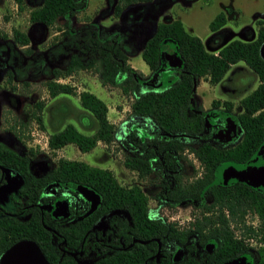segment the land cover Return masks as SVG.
I'll list each match as a JSON object with an SVG mask.
<instances>
[{"label":"trees","instance_id":"16d2710c","mask_svg":"<svg viewBox=\"0 0 264 264\" xmlns=\"http://www.w3.org/2000/svg\"><path fill=\"white\" fill-rule=\"evenodd\" d=\"M25 0H14L18 8H22ZM150 0H117L113 7V13L119 14L121 9L129 3ZM87 5V0H40L28 11V19L35 25L47 26L58 17L64 18L65 29L63 34H68V41L75 37L81 41H75L78 50L70 53L63 68L52 67L51 77L46 80V88L50 96L59 92H71L72 87L62 81L56 80L71 74L74 70L83 66L95 65L100 68L101 82L109 83L120 88L130 96L128 114L121 122L123 129V142L127 153L123 157V163L128 168L135 169L140 175L153 171L161 176L159 190L155 198L159 202L171 205L184 201L193 202L199 206L203 194L210 193L211 202L203 203L202 210H209V214L195 215L190 224L203 226L202 240L221 239L223 247L234 251H243L246 246L235 238L230 223L241 227V234L253 235L263 240V194L240 183L227 186L217 185L214 179L215 167L223 162H243L247 160L259 147L263 139L264 124V57L260 54V47L264 42V25L258 19L256 36L250 40L231 39L221 42L226 30L220 28L225 23V15L217 12L208 22V28L212 31L207 45L196 34L188 31L180 19L172 18L168 21H160L155 25L153 33L144 41L140 56L148 68L157 75L155 80L142 77L127 63V53L122 46L121 37L113 31L106 32L95 23H86L77 29H68L71 16ZM89 24V25H88ZM92 26V27H91ZM85 29L84 33H79ZM222 35H221V34ZM28 32L13 28L12 40L19 45L28 44L31 39ZM219 37V40H214ZM67 40V39H66ZM171 48L177 58L174 65H169L162 51ZM26 52L28 49H24ZM88 51L89 56L84 60L82 53ZM238 60H242L255 74L257 84L248 93L240 98L241 111L236 115L237 122L243 128L242 138L230 147L216 146L208 141H200L195 145L183 142L182 137H195L202 133L205 126V117L195 103L194 94L196 81L200 77H206L211 83L218 82L229 66ZM160 70L174 71V76L166 83L160 81ZM6 79L12 77L10 70L5 72ZM80 105L88 110L95 121V128L91 133H83L72 123H65L59 129L51 131L47 136V146L51 149L62 146L67 142L74 143L80 150L86 151L93 147L97 141L109 143L115 137V126L107 116L106 104L93 92L82 89L77 93ZM212 104L219 101L213 99ZM229 109L231 102L221 101ZM40 121V115H36ZM139 132L137 138L135 132ZM188 146L197 158L200 166V175L182 180L180 165L181 152ZM11 152V151H7ZM29 154H33L29 149ZM11 159L29 160L24 154L16 156L10 153ZM20 173L25 177V183L20 187L28 200H35L41 187L46 181L58 178L60 181L71 180L78 183H89L95 187L104 199L103 208L120 206V198L124 199L129 211V220H136L145 226H149L153 234L159 238L163 234L174 235V230L166 226L159 217L151 218L146 213L147 196L136 185L129 188L119 185L112 171L108 168L89 165L86 162L66 157H58L55 167L40 178L34 180L30 189L28 183L29 171L26 163H19ZM34 186V187H33ZM34 191V192H33ZM32 192V193H31ZM226 210V211H225ZM247 211L255 212L259 218L258 226L245 223L244 214ZM203 212V211H201ZM116 222V221H115ZM114 222V223H115ZM7 222H1L6 225ZM118 224V221L116 222ZM123 224L127 222L122 221ZM74 229H61L62 236L67 244H78L84 235L86 223ZM34 224L28 225L24 231L20 222L13 221L11 233L17 236L9 242L1 243L0 253L12 241L27 235L38 240V233ZM236 241V244L233 243ZM257 258L251 264H264V246L256 249ZM50 260V258H49ZM132 264V252H118L114 250L104 254L91 264ZM55 264H80L69 254L57 256ZM176 264H191L176 263Z\"/></svg>","mask_w":264,"mask_h":264},{"label":"rangeland","instance_id":"374dc122","mask_svg":"<svg viewBox=\"0 0 264 264\" xmlns=\"http://www.w3.org/2000/svg\"><path fill=\"white\" fill-rule=\"evenodd\" d=\"M116 2L117 0H87L86 7L75 12L69 19L68 29H77L94 22L106 32L113 31L116 36H121L122 46L128 50L127 63L144 78L152 76L154 71L142 60L140 51L144 41L160 21L178 18L188 31L196 34L204 43H207L206 39L212 33L208 22L219 11L226 14V22L220 27L228 31L224 42L234 38L253 39L258 26L256 20L260 19L264 25V0H156L147 7L136 2L123 8L121 15L113 13ZM35 4L25 0L22 8H15L12 0H0V141L10 137L30 160L56 163L58 157H66L82 160L89 165L109 167L121 183H139L148 195L149 206L153 207L152 197L157 189L156 174L151 172L139 177L135 170L123 164L127 149L123 142L121 122L128 114L131 97L115 85L103 84L101 70L96 64L80 67L67 76L59 77L60 81L72 87V91L50 96L45 84L51 77L50 69L63 68L70 53L78 50L74 45L75 41L78 44L81 41L77 37L72 42L68 41V34L62 33L66 28L63 17H58L47 26L33 25L28 19V11ZM127 10L132 12L128 13L131 16L128 22ZM134 19L139 20L140 24L133 25ZM13 28L30 32L28 44L19 45L12 40ZM84 31L82 29L79 33L82 35ZM260 54L264 57V42L260 47ZM81 55L85 60L89 53L86 50ZM6 70L12 73L9 81L6 79ZM173 72L160 70L158 78L166 83L173 78ZM231 84L233 87H230ZM256 84L255 74L242 60H238L229 66L216 83L209 82L206 77L198 78L194 99L203 109H210L213 99L219 102L228 100L231 102L229 111L234 115L242 109L240 98ZM82 89L93 92L106 104V116L116 127L114 139L109 143L97 141L86 151L80 150L72 142L55 149L49 148L44 144L43 136H48L65 123H72L83 133L94 130V118L78 101L77 93ZM36 115H40V121ZM186 141L191 145L197 143L192 139ZM29 149L33 154H29ZM180 165L184 179L189 180L201 172L198 160L189 149L184 150ZM259 172L254 168L251 175L256 176ZM233 173L235 172L229 174ZM166 212L180 225L186 226L195 214L198 215L196 209L186 205ZM245 220L253 225L258 223L256 215L251 212L246 214ZM235 231L236 234L239 233L238 229ZM250 246L252 254L256 255L255 244L252 242Z\"/></svg>","mask_w":264,"mask_h":264},{"label":"flooded vegetation","instance_id":"af4514ba","mask_svg":"<svg viewBox=\"0 0 264 264\" xmlns=\"http://www.w3.org/2000/svg\"><path fill=\"white\" fill-rule=\"evenodd\" d=\"M28 1L30 3L40 2V0ZM32 24L35 25L34 23ZM28 33L30 34V32ZM156 77V73L153 72L152 76L147 78L155 80ZM230 87H233L232 84ZM199 110L205 117V126L202 133L195 137L183 136V142L188 143L186 140L192 139L197 142L208 141L216 146L230 147L234 146L242 138L244 130L237 122L236 115L238 113L232 115L221 101L214 105L212 104L210 109L199 107ZM135 135L137 138L139 137L138 130ZM16 146L10 137L0 141V223L7 222L6 225H2L0 228V241L1 243H6L17 236L16 232L11 233L13 221L20 222L25 233L28 230V225L34 224L39 236L38 240L27 235L17 237L5 247L0 256L12 244L29 240L36 245L47 264H55L54 259L56 256L57 260H59L60 256L64 254H69L80 264H91L99 257L114 250L122 253L126 251L132 252V264H176L180 262L225 264L233 259H237L241 264L243 262L244 264H251L256 260L257 254H252L250 244L252 242L255 244V252L257 247L264 246V238L260 240L253 235L241 234V227L234 225L233 222L230 223V227L233 229L235 238H238L241 241L240 243L246 246L245 250L234 251L236 245L231 246L229 249L224 248L223 241L219 238L202 240L203 226H197L195 229L194 225L190 224L193 219L187 226L180 225L172 216L167 215L166 211L186 205L196 209L198 215L201 213L209 214L210 211L202 210L201 205L211 202L210 193L203 194L199 201V206H194L193 202L184 200L174 205L159 202L155 198V194L159 190V181L162 180L159 175H156L157 189L152 197L153 207L149 206L148 195L139 183L126 185L116 180L122 187L138 186L147 196L146 213L151 218L159 217L162 219L168 228L171 227L174 230V235L172 236H168L165 233L159 238L153 234L154 232L149 226L142 225L137 220L131 223L129 211L126 207L127 204H124L123 198H120V204L122 205L113 208H103L104 199L101 193L89 183H78L71 180L60 181L58 178L50 179L41 187L35 200H28L20 189L25 183V177L19 171V163H26V168L30 173L27 180L29 181L30 189L34 185V180L51 171L56 163H43L38 159L30 160V158L29 160L11 159V152H14L16 156L24 155ZM187 149H189L188 146L183 149L181 154L183 155L184 150ZM189 151L193 154L191 150ZM194 158L196 157L194 156ZM103 168L110 169L109 167ZM254 168L260 171L256 176L251 175L254 173ZM135 171L137 176L142 177L137 170ZM230 172L235 173L229 174ZM214 174L217 185L227 186L240 183L262 193L264 208V124L263 139L257 150L243 162L227 161L219 163L215 167ZM182 180L186 181L187 179L182 176ZM248 212L256 215L258 219L257 225L246 222L245 216ZM123 220L127 223L123 224ZM244 220L247 224H251L254 227L259 224L257 214L252 211H247L244 214ZM115 221H118V224ZM82 222L87 224L82 240L75 245L67 244L60 230L67 229L69 231V229L76 228L79 223L78 227L80 228ZM235 229L239 230L238 234L235 233ZM233 243L236 244V241H233ZM123 262V260L120 261V264H123Z\"/></svg>","mask_w":264,"mask_h":264},{"label":"water","instance_id":"95a60500","mask_svg":"<svg viewBox=\"0 0 264 264\" xmlns=\"http://www.w3.org/2000/svg\"><path fill=\"white\" fill-rule=\"evenodd\" d=\"M162 55L166 58L169 65L175 64L177 56L171 48L162 51ZM0 261L1 264H28L32 262L34 264H47L36 245L29 240L18 241L12 244L1 254ZM225 264H241V262L239 263L237 259H233L231 262Z\"/></svg>","mask_w":264,"mask_h":264},{"label":"crops","instance_id":"0c3cea01","mask_svg":"<svg viewBox=\"0 0 264 264\" xmlns=\"http://www.w3.org/2000/svg\"><path fill=\"white\" fill-rule=\"evenodd\" d=\"M156 0H150V1H138V2H141L142 3V6H148V5H150V4H152V3H154ZM133 3H136V2H133ZM129 4H131V3H129ZM129 4H126L123 8H125V7H127V5H129ZM122 8V9H123ZM122 9H121V11H122ZM121 11L119 12V14L118 15H121ZM130 10H127V14L128 13H132L131 11L129 12ZM224 13V12H223ZM133 15H134V11H133ZM224 15H225V22H226V14L224 13ZM126 19H127V22L128 21H130L129 19H131V16H130V14H128L127 16H126ZM172 19V18H171ZM135 21H133V25H139L140 24V22H139V20H137V19H134ZM257 21V20H256ZM126 22V23H127ZM263 22V21H262ZM92 23H94V22H92ZM257 23V22H256ZM222 29H224V28H222ZM226 30V29H225ZM257 30V29H256ZM119 33H121V32H119ZM192 33V32H191ZM194 34V33H193ZM212 34V33H211ZM211 34L209 35V37L211 36ZM221 34V33H220ZM121 35H122V33H121ZM222 35V34H221ZM227 36H228V31L226 30V34H225V36H221L220 38H222L221 39V42H224L225 41V39L227 38ZM119 37H121V36H119ZM209 37L206 39L207 40V43H208V41H209ZM219 37H214V40H219L220 39ZM207 43H205L206 45H207ZM142 66V65H141Z\"/></svg>","mask_w":264,"mask_h":264},{"label":"built area","instance_id":"2783aa9c","mask_svg":"<svg viewBox=\"0 0 264 264\" xmlns=\"http://www.w3.org/2000/svg\"><path fill=\"white\" fill-rule=\"evenodd\" d=\"M13 2H14V0H12ZM14 7L16 8L17 7V4L14 2ZM56 80H58V81H60V79H59V77L56 79ZM62 82H64V81H62ZM43 136V135H42ZM44 137V144L45 145H47V136L46 135H44L43 136Z\"/></svg>","mask_w":264,"mask_h":264}]
</instances>
